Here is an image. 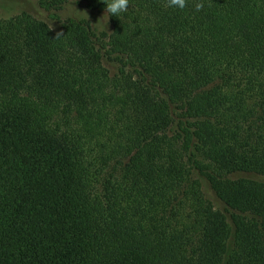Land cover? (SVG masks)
I'll list each match as a JSON object with an SVG mask.
<instances>
[{
	"label": "trees",
	"instance_id": "1",
	"mask_svg": "<svg viewBox=\"0 0 264 264\" xmlns=\"http://www.w3.org/2000/svg\"><path fill=\"white\" fill-rule=\"evenodd\" d=\"M36 1L109 31L0 18V264H264V0Z\"/></svg>",
	"mask_w": 264,
	"mask_h": 264
},
{
	"label": "rangeland",
	"instance_id": "2",
	"mask_svg": "<svg viewBox=\"0 0 264 264\" xmlns=\"http://www.w3.org/2000/svg\"><path fill=\"white\" fill-rule=\"evenodd\" d=\"M20 13H26L46 23L53 32L60 33L61 24L66 20L88 22L96 33H107L109 26L105 15L87 10L84 5L68 2L57 12H45L40 9L36 0H0V18L8 19ZM204 191L215 208L222 209V205L204 185Z\"/></svg>",
	"mask_w": 264,
	"mask_h": 264
},
{
	"label": "clouds",
	"instance_id": "3",
	"mask_svg": "<svg viewBox=\"0 0 264 264\" xmlns=\"http://www.w3.org/2000/svg\"><path fill=\"white\" fill-rule=\"evenodd\" d=\"M105 8L104 12L109 16L119 17L120 14L126 13L128 9L129 0H99ZM169 7L183 9L185 7V0H168ZM199 9V5L197 6Z\"/></svg>",
	"mask_w": 264,
	"mask_h": 264
}]
</instances>
